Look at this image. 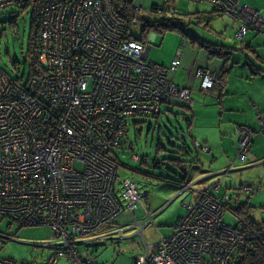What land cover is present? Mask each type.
Segmentation results:
<instances>
[{
	"label": "built area",
	"instance_id": "2783aa9c",
	"mask_svg": "<svg viewBox=\"0 0 264 264\" xmlns=\"http://www.w3.org/2000/svg\"><path fill=\"white\" fill-rule=\"evenodd\" d=\"M119 0H43L38 63L42 74L25 81L0 68V216L9 223L1 239H15L12 227H49L51 235L35 242L50 250L40 263L66 258L76 264H97L78 245L103 243L111 232L123 238V227L102 233L117 216L132 213L148 194L131 178L117 177L116 152L126 144L128 117H158L163 105H193L189 85L175 81L180 52L169 65L148 58L150 44L128 36L129 27L114 10ZM135 12L145 9L135 0H121ZM170 0H164L168 2ZM208 2L216 12L240 20L235 39L249 30L264 33V11L238 0ZM36 0H0V10L27 8ZM152 6L147 12L164 11ZM203 91L217 90L213 70L197 68ZM264 133V114L258 116ZM235 161L245 165L253 132L237 128ZM201 152L208 148L197 140ZM137 161L139 156L132 154ZM233 160V161H234ZM215 173L206 189L185 182L178 194L193 189L184 201L185 213L172 232L147 243L143 229L156 226L149 212L133 218L142 252L132 264H230L240 248L264 242V225L254 228L237 215L231 227L222 222L228 193L219 197L221 179L239 171L234 162ZM76 165L80 168L77 169ZM210 190V192H209ZM245 193L254 192L242 186ZM191 193V192H190ZM85 253L82 255V253ZM0 264H29L0 257Z\"/></svg>",
	"mask_w": 264,
	"mask_h": 264
},
{
	"label": "rangeland",
	"instance_id": "374dc122",
	"mask_svg": "<svg viewBox=\"0 0 264 264\" xmlns=\"http://www.w3.org/2000/svg\"><path fill=\"white\" fill-rule=\"evenodd\" d=\"M135 1L141 4L145 11L139 12L138 19L130 24L131 32L138 39L145 35V41L151 46L148 58L154 62L164 64L169 59H173L178 50L182 57L186 58L189 55L188 59L194 58L197 51L201 55L214 52L225 54L222 59H219L222 63L228 62L229 66H236L235 68L238 69H248V66H251L254 71L255 55L264 53V34L249 30L241 41L236 40L235 32L240 26V20L215 12L208 2L195 0ZM238 1L264 11V0ZM152 6L163 7L165 10L147 12L146 10ZM31 12V6L24 9L11 6L0 10V68L12 78L22 81H25L28 76V69L23 64V60L28 43ZM161 20L172 22L177 27L162 29L159 26V29L150 28L146 32L142 31L144 23L154 24ZM14 59L19 63L16 68L12 64ZM257 67L259 70H264L261 65ZM190 112V109L180 105L171 108L163 105L160 115L156 118L134 116L125 119L127 123L126 144H129L131 149L126 148L124 143L122 148L116 152L119 162L117 177L131 178L136 181L139 189L148 190L150 194L158 193L168 200L173 198L172 202L159 214V218H154L157 227L160 220V222L164 219L172 220L171 216L175 213L177 206L185 210L183 202L189 201L190 192L193 193L192 189L174 198L178 188L172 186V180L188 174L192 169V164L200 158L189 135L186 120H191ZM132 154L138 155L139 160H133ZM249 159L247 154L245 165L236 161L233 164L235 167L243 166L244 168L230 172L221 179L219 193L225 192L231 196L229 202H224L226 205L221 220L231 227L237 224L232 209L240 203H246L248 206V216L251 222L264 224V161L253 167L255 163ZM76 168L79 169L80 166L76 165ZM213 177L212 181L216 179L215 176ZM197 186L199 185L194 184V187ZM242 186H252L256 192L245 193L241 190ZM120 216H128L132 219V213H123L117 216L114 223L123 222L119 219ZM7 223V219L0 218V232L7 233ZM12 231L15 232L16 240L0 239V253L7 255L13 252L15 260L30 264L38 263L39 254L47 248L34 243L46 241L51 235V229L39 226H13ZM134 232L136 229L130 231V234ZM147 233V231L144 232L146 240L149 236ZM124 235H128L127 231ZM140 241L138 235L123 241L112 231L103 243L86 246L81 244L78 245V249L83 248L91 253L99 264H132L133 258L141 252L140 245L137 244ZM130 242L137 244L135 248L129 246ZM57 264L76 263L61 258Z\"/></svg>",
	"mask_w": 264,
	"mask_h": 264
},
{
	"label": "crops",
	"instance_id": "0c3cea01",
	"mask_svg": "<svg viewBox=\"0 0 264 264\" xmlns=\"http://www.w3.org/2000/svg\"><path fill=\"white\" fill-rule=\"evenodd\" d=\"M198 52L199 51L194 55V58L191 57L190 59L187 58L189 55L185 58L180 54V65L174 78L178 84L189 85L193 89V105L189 108L192 116L191 120H186L188 123L189 135L192 142L193 140H197L208 148L206 152H201L195 148L200 158L192 164V169L185 179L186 181L192 182L193 185H199L197 188L204 189L209 187L213 182L212 179L215 173L226 168L230 162L235 159L238 140L237 128L239 125L248 126L253 132L251 146L248 151L249 160L255 163V165L252 166H258L257 164H261L262 161H264L262 160L264 159V133H260V124L258 121V116L264 114V70H259L257 67L260 65L264 67V53L255 55V67H253L254 71H252L251 66H248V69H238L235 68L236 66H229L228 62L222 63V60H219L222 59V57H210L207 54H198ZM173 59H169L163 65H169ZM222 67H226L227 69L223 86L219 90L203 91L200 86L201 81L194 76L195 70L197 68H203L217 72ZM233 162L235 163L236 161L234 160ZM172 183V186L177 188L176 183ZM250 187L256 192L255 188L252 186ZM181 194H184V192L179 194L177 192L174 198ZM193 197V193H190V200H192ZM172 200L173 198L171 200L164 199L162 195L158 193L150 194L148 191V194L132 212V219L144 216L145 209L149 212L148 216L154 219L162 213ZM184 212V208L177 206L175 213L171 216V221L164 219V221L162 220L163 222H160V220L159 226L161 227L155 226L154 228V226H147L144 228L142 232L144 240L150 243L160 237L168 236L172 232L175 221L181 217ZM0 218L5 219L1 216ZM119 219L123 222H113L108 228L101 229L100 234L108 232L110 229L123 227L125 229L123 234L127 231L128 235H124L121 240H130L137 235L140 237L137 233L138 227L130 224L132 219L128 216H120ZM8 227L9 223H7L6 227L7 232ZM135 229L136 232L130 234V231H134ZM145 231L149 234L147 240L144 236ZM13 233L15 234V232ZM137 244L141 245V241ZM137 244L130 242L129 246L135 248ZM139 249H141V246H139ZM141 252L138 253L137 256H139ZM49 253L50 251H48V249H44L43 252L39 254L40 261H38V263L46 258ZM0 256H10V258H13L15 255L12 252L7 253V255L0 253ZM97 263L99 264L98 261Z\"/></svg>",
	"mask_w": 264,
	"mask_h": 264
},
{
	"label": "trees",
	"instance_id": "16d2710c",
	"mask_svg": "<svg viewBox=\"0 0 264 264\" xmlns=\"http://www.w3.org/2000/svg\"><path fill=\"white\" fill-rule=\"evenodd\" d=\"M42 2H43V0H36L35 5L32 6L29 37H28V43H27V47H26V51H25V58L23 60V64L25 66H27L29 77H40L42 74L41 67L38 63L39 30H40V23H41V4H42ZM20 9H22V8H20ZM114 10L116 11L117 15L122 20H124V22L129 27L128 28L129 29L128 30L129 31L128 36L135 38V36L131 32L130 24H132V22L135 23V20L138 19L137 14H139V13L133 11L131 9V7L128 6V4L123 3V1H121V0H119V2L116 1L114 3ZM159 26H161L162 29H171V28L177 27V26L173 25L172 22H164L163 20H161L160 22H157L154 24L144 23L142 26V31L146 32V30L150 29V28L159 29L158 28ZM135 39H138V38H135ZM138 40L145 42V40H146L145 35H143ZM200 46H202V45H200ZM208 55L210 57H213V56L222 57L225 54L224 53H218L217 54L214 52H209ZM12 64H13V66H15V68L17 66H19V63L16 59H14L12 61ZM226 72H227L226 67H222L220 70H218L216 72L217 76H218V88H217V90H219L223 86V84L225 82ZM180 106L184 107V108H188L184 104H181ZM186 176H187V174H184L183 176H181L177 180H172V182L176 183L178 191H179V188L182 184H184L185 182H190V181H186V179H185ZM204 189H206V188H204ZM209 192H210V190H209ZM210 194L213 197H219V199H221V194H223V193H214L213 191H211ZM221 200L223 203L226 201L223 199H221ZM226 202H228V201H226ZM225 205L226 204H224V207H225ZM247 207L248 206L246 205V203H240V204L235 205V207L232 209V212L235 215H237L239 218H241L242 220L246 221L251 226H254V228H257V229L261 228L262 225H264V224H262V225L256 224V223H253L249 220ZM230 264H264V242H254L251 244H246L245 246H243L242 248L239 249V251L237 252V255L231 260Z\"/></svg>",
	"mask_w": 264,
	"mask_h": 264
}]
</instances>
